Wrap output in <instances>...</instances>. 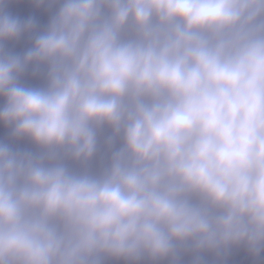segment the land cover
I'll return each mask as SVG.
<instances>
[{
  "label": "clouds",
  "instance_id": "9594fccd",
  "mask_svg": "<svg viewBox=\"0 0 264 264\" xmlns=\"http://www.w3.org/2000/svg\"><path fill=\"white\" fill-rule=\"evenodd\" d=\"M0 264H264V0H0Z\"/></svg>",
  "mask_w": 264,
  "mask_h": 264
}]
</instances>
